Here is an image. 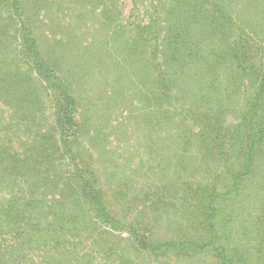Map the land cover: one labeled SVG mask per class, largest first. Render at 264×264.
I'll use <instances>...</instances> for the list:
<instances>
[{
  "label": "trees",
  "instance_id": "16d2710c",
  "mask_svg": "<svg viewBox=\"0 0 264 264\" xmlns=\"http://www.w3.org/2000/svg\"><path fill=\"white\" fill-rule=\"evenodd\" d=\"M146 1L130 0L132 9ZM3 2L0 10H5L8 24L0 28V44L8 48H0V189L19 190L0 203V224H129L109 210L96 170L85 158L79 101L70 83L73 75L62 64L63 54L42 49L36 22L25 16L30 9H24L23 0ZM36 2V7L55 9L56 14L69 9L55 22L57 35L75 39L84 32H106V40L96 37L82 47L81 56L97 59L100 65L113 62L116 79L127 71H146L145 81L139 82L146 89L136 93V101L148 98L154 135L164 119L169 144L193 150L174 161L168 177L169 163L162 162L157 178L167 177L161 186L164 194L188 190L196 195L207 241L157 243L141 236L132 250H160L163 255L199 248L221 264H236L214 242V213L221 204L234 205L243 177L259 175L255 169L264 160V0H154L145 22L139 23L121 16L117 0H70V7L61 0ZM119 54L129 60L123 64L126 70ZM200 143L214 150L212 161L206 160L211 162L210 173L217 170L214 159L221 162L226 178L220 187L215 182L218 173L203 183L202 178L192 181L190 156ZM60 162L66 167L59 168ZM71 180L76 188H71ZM75 193L78 197L68 201ZM64 194L61 203L57 198ZM120 256L121 264H136L125 249Z\"/></svg>",
  "mask_w": 264,
  "mask_h": 264
},
{
  "label": "rangeland",
  "instance_id": "374dc122",
  "mask_svg": "<svg viewBox=\"0 0 264 264\" xmlns=\"http://www.w3.org/2000/svg\"><path fill=\"white\" fill-rule=\"evenodd\" d=\"M61 2L66 7L71 5L70 0ZM152 2L154 0H147L133 9L130 0H117L116 3L123 18L139 23L145 22ZM3 3L0 0V7ZM35 3L36 0H23L24 9H30L25 16L36 22L34 32L36 36L39 35L42 49L51 51L54 56L63 54L62 64L73 75L70 83L79 101L80 141L85 158L96 170L109 210L129 224H24L26 221L0 224V264H121L120 254L124 249L136 264H221L213 254L199 248L179 254L165 251L163 255H160V250L147 253L132 250L136 240L142 237L157 243L179 238L207 241L202 229V224H205L201 219L203 217L199 219L196 195L188 190L174 195H170L172 192L169 195L161 192V186L167 184V177L176 165L174 161L177 162L183 153L193 150L188 148L184 151L180 145L169 144L170 132L164 119L154 135L155 127L150 121L154 118L151 115L154 111L148 98L143 96V101H136V93L139 94L142 88L145 92V86L139 82L145 81L146 71L140 69L137 75L127 71L116 79L115 72L118 71L112 70L115 67L113 62L100 65L97 59L90 60L84 54L81 56L82 47L93 44L96 37L102 36L106 40V32L98 36L84 32L75 39L57 35L55 32L58 30L54 32L55 22L69 14V9L56 14L55 9L43 11ZM4 16L7 14L1 9V29L6 21L8 24ZM88 17L95 19L91 14ZM110 44L109 49L106 47L107 52L111 50ZM0 48L8 47L0 44ZM111 52L115 54L116 51ZM122 56L119 54L120 58ZM128 61L125 59L122 62L124 70L126 67L123 64ZM48 111L46 107L45 114ZM230 119L228 115L226 121ZM199 145L198 152L190 156L189 170L194 174L192 181L199 182L202 178L200 183H203L204 178L206 182L218 173L219 178L215 182L222 186L226 173L219 167L221 162L214 159L213 165L217 166V170L215 173L214 167L210 173L214 150L210 152L205 144ZM209 158L210 161L206 163ZM162 162L163 165L169 163L164 181L157 178ZM60 163L59 168L66 167L64 162ZM258 164L255 170L259 175H251L249 179L245 178L247 175L243 177L244 187L234 198V205L224 207L221 204L214 213L213 232L217 234L214 242L222 246L221 251L227 252V256L236 264H264V160ZM205 168L210 171L206 172ZM54 171H49L50 176ZM48 184L51 186L52 182ZM70 185L76 188V181L71 180ZM10 190L0 189V203L19 189L12 186ZM75 196L78 197V193L69 196L68 201ZM64 197L65 194L57 199L62 203L65 202ZM240 200H243L240 204L242 207L237 204ZM67 206H72V203Z\"/></svg>",
  "mask_w": 264,
  "mask_h": 264
}]
</instances>
